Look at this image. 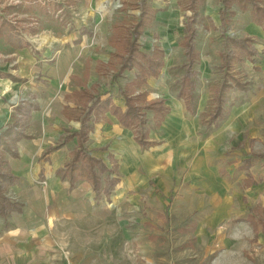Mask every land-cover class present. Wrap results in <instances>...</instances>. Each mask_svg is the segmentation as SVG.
I'll list each match as a JSON object with an SVG mask.
<instances>
[{
    "label": "rangeland",
    "instance_id": "1",
    "mask_svg": "<svg viewBox=\"0 0 264 264\" xmlns=\"http://www.w3.org/2000/svg\"><path fill=\"white\" fill-rule=\"evenodd\" d=\"M18 1L0 0V24L10 20L15 28L0 36V71L29 79L24 89L3 93V107L9 114L29 93H35L37 101L50 88L58 92L57 99L68 94L75 86L69 77L81 74L85 57L92 60V66L97 60H108L112 52L107 44L111 27L114 23L135 22L138 10L133 5L139 4V0H120L125 7L119 10L109 6L112 9L79 11L69 0H47L45 4L51 5V13H46L29 4L31 0ZM146 1L159 12L141 36L140 46L149 52L159 44L165 58L160 75L147 81L143 90L148 99L162 98L167 105H173L178 115L168 117L163 130L152 134V138H163L167 143V151L159 155L166 154L169 161L160 164L152 174L145 170L142 182L134 183L137 191L131 194L130 201L111 200V205L96 201L97 209L92 211H97L98 218H83V232H76L75 221L63 222L67 235L51 239L53 250L48 262L264 264V235L256 225L254 236L250 225L257 223L260 212H264V157H256L264 155V57L256 65L258 69L246 60L234 64L231 74L245 84V91L232 89L226 93L231 110L228 119L221 130L204 135L199 119L211 111L212 92L222 77L218 70L220 33L212 30L208 20L197 28L200 61L196 112L190 115L176 97L183 63L178 43L189 12H182L176 0ZM54 7L56 10L52 11ZM221 8V0H204L202 14L218 27ZM233 9L236 16L226 29L227 36H248L257 50H264V31L252 27L248 12ZM83 27L91 37L83 36L81 45L73 44V38L82 36L79 32ZM31 28H36L34 34ZM8 40L28 43L29 47L12 48ZM38 51V55H33ZM32 58L40 68H33L28 61ZM113 72L98 79L91 72L88 81L99 84V92L107 97L121 99L117 89L130 81L134 72L115 80L111 79ZM135 154L133 151L127 156V162L137 158ZM247 155L252 157L249 173L240 166ZM104 161L108 164L107 158ZM122 165L127 170L125 160ZM141 168L145 169V165ZM109 210L113 211L108 213Z\"/></svg>",
    "mask_w": 264,
    "mask_h": 264
},
{
    "label": "trees",
    "instance_id": "2",
    "mask_svg": "<svg viewBox=\"0 0 264 264\" xmlns=\"http://www.w3.org/2000/svg\"><path fill=\"white\" fill-rule=\"evenodd\" d=\"M47 0H31L32 5L45 4ZM41 2V3H40ZM178 7L182 12L188 11L185 17L182 39L178 46L183 55L181 64L182 75L177 80L178 91L176 97L183 101L184 109L189 114H195L196 96L195 91L198 83L197 65L200 61V52L196 49L197 28L203 20H208L212 30L218 31L222 38V52L219 54L218 70L222 74L220 83L212 92L213 105L211 111L202 115L199 121L204 125L203 134L206 135L219 126L228 115L227 92L232 89L245 91V84L233 77L231 74L234 64H242L244 60L254 65L258 69L259 60L264 57V50H257L254 41L248 36L232 37L227 36L226 29L232 26V19L236 16L234 7L240 12H248L250 21L264 31V0H221V9L218 11L219 26L216 27L209 17L202 14L204 0H177ZM124 8V3L122 4ZM138 10L139 15L131 25L124 23H114L111 35L108 38V46L112 48L107 62L97 60L94 66L97 77L107 76L112 71L111 79L115 80L124 73L134 72V76L123 87L117 89V94L124 100L121 109L110 97L99 92V84H93L90 88L84 85L78 91H72L64 97L69 103L73 102V107H63V115L69 119L73 118L74 113L78 115L74 118L78 123V131L65 133L59 137L54 146L47 148L41 153L39 160H47L50 153L64 148L71 141L74 147L70 152L69 161L62 168L55 171L61 179L69 183L70 188L74 187L79 181H87L92 188L95 199L104 195L109 200L116 185L119 182L120 174L116 159L107 155L108 164L101 158L97 159L90 153L98 150H90L87 147L88 136L94 131V124L99 121L100 116L110 113L117 119L118 124L125 129H131L133 140L142 148L154 146L155 143L148 141L151 131H158L160 124L169 114L166 102L162 98L148 101L143 87L149 79H157L163 69V53L159 44L152 46L149 52H145L140 46V38L144 31L151 25L159 9L152 8L146 0H139V4L133 5ZM9 21L0 24V36L9 28H15ZM36 28H31V33H35ZM81 35L91 37L87 28H81ZM155 37V36H154ZM14 47L23 48L29 46L18 40H9ZM79 44L80 41L74 42ZM0 76L8 75L0 73ZM13 81L24 83V80L14 78ZM34 96H29L20 104L13 108L11 121L0 130V219L4 228L8 227V218L13 212L21 213L22 204L12 201L6 196L7 189L18 182V177L10 173L7 157L17 158L16 144L28 139L26 128L31 119L30 113L38 110V104L34 102ZM148 114L151 118H148ZM101 148L100 150H105ZM262 158L264 155H257ZM249 160L244 162L243 168L248 169L251 164ZM42 178V175L40 176ZM256 209L253 210V212ZM258 211V210H257ZM252 212V211H251ZM252 212V214H254ZM259 223V224H258ZM264 235V212H260L258 222Z\"/></svg>",
    "mask_w": 264,
    "mask_h": 264
},
{
    "label": "crops",
    "instance_id": "3",
    "mask_svg": "<svg viewBox=\"0 0 264 264\" xmlns=\"http://www.w3.org/2000/svg\"><path fill=\"white\" fill-rule=\"evenodd\" d=\"M69 1L70 4L73 7L76 6L79 11H96V9L100 10L104 7L112 9L109 7V3L112 0ZM41 5L42 6H38L35 4L33 6L43 9L46 13H51L50 4ZM54 6L59 5L54 4ZM55 10L56 8L54 7L52 11ZM251 25L255 30L261 28L252 22ZM83 36L85 35L73 38V44H75L74 42L76 41H80L78 45H81L84 42V40H82ZM7 44L12 48L19 50L29 47H14L11 43H9V40ZM38 53L39 51L33 52V55H38ZM32 60L33 61H28L33 64L34 68L36 61L33 58ZM95 63L96 61L94 62V66ZM82 65L81 74L73 73V75L69 77L73 80V85H75L70 92L78 91L83 87V85L86 88H90L93 85L92 83L89 84L88 81L91 72L95 73L94 66H92V60L85 57ZM0 73L8 75L7 77L0 76L1 130L4 126L10 123V115L12 113L11 112L9 114L6 107H3L1 98L4 96L3 93H9L10 91L21 87L24 89V86L28 85L29 79L26 76H19L10 72L0 71ZM11 76L24 80V83L13 81ZM95 76L97 79L100 78L97 77L96 74ZM38 78L39 77H37L36 80H38ZM50 89L49 91L46 89L39 101H37L38 98L35 93L32 92L27 95V98L29 96L35 97V100L33 101L38 104L39 108L37 111H32L30 113L31 119L25 130V134L28 136V139L22 140L16 144L17 158H6L10 173L18 177V182L7 189L6 196L12 201L14 200L19 204H22V212H13L10 214L8 218V227L6 229L0 219V264H50L48 259L53 250L51 246V239L67 235L64 231L63 222H72L73 220L75 221L76 226L74 229L76 232H83L85 229L81 226L83 218H88L90 220L98 218L97 211H92L93 209H97L95 208L96 201L102 200L108 205H111V200L116 202L121 198L126 201H130L132 199L130 197L131 194L134 191H137V189H135L137 184L134 183L140 184V182H142V177L146 176L144 175L145 170L152 174L156 168H159L160 164L169 161L166 154L159 155V153L167 151V143L163 138L158 140L152 138V134L163 130L164 123L168 117L173 115L178 118L176 111L173 110V105L169 106L166 104L169 114L160 124L158 131H151L149 133L148 141L155 143V145L144 149H142L133 140V133L131 129L128 130L122 128L114 116L110 113H105L104 116H100L99 121L94 124V131L89 134L86 144L88 149L98 150L90 153L93 157L97 159L101 158L104 161L105 158H107V155H110L114 158V160L116 159L118 172L120 174L119 182L108 201L104 195H102L99 199H95L92 188H90L87 181H79L74 187L70 188L69 183L55 174V171L58 168H62L64 164L70 160V152L75 145L73 141H71L68 146L61 148L56 152L50 153L47 156L46 161L39 160L41 153L47 148L54 146L59 137L62 136L66 130L69 132L78 131V123L74 118L78 114H72L73 118L69 119L63 115L64 106H74L73 102L67 103L64 100V97L70 92L68 94L64 93V95L58 96L57 99L58 92H55V90L50 91ZM105 97L107 96L105 95ZM146 98L148 101L152 100L148 99V97ZM180 101L182 102L184 108L183 101ZM112 103L122 109L124 100L122 98L112 99ZM226 109L228 110V115L222 122L219 123V126L216 129L212 130L213 132L221 130L222 123L226 122L228 119L231 113L230 106L227 105ZM186 113L188 112L186 111ZM71 144L72 147L70 146ZM204 146L205 145L201 148L203 149ZM218 147L220 148V144H218ZM101 148L106 149L100 150ZM133 151H135V155H138L137 158L133 157L129 162H127V156L132 155ZM102 154H105V158ZM157 154L159 156H157ZM249 158L250 156L247 155L246 161L250 160ZM122 160H125L127 170H125V167L122 165ZM144 165L145 169H142L141 166ZM243 165L244 163L240 166L243 168ZM250 167L251 164L248 166L249 170ZM41 175L42 178H40ZM110 211L112 212L113 210H109L108 213H110ZM250 225L252 227L253 235L255 236L254 222ZM226 257L229 258L228 256Z\"/></svg>",
    "mask_w": 264,
    "mask_h": 264
},
{
    "label": "built area",
    "instance_id": "4",
    "mask_svg": "<svg viewBox=\"0 0 264 264\" xmlns=\"http://www.w3.org/2000/svg\"><path fill=\"white\" fill-rule=\"evenodd\" d=\"M17 2H19V1L18 0H11V3H17ZM109 6H113L114 9H118L119 10V9L122 8V3H120V0H112L109 3ZM10 22L12 23V21H10Z\"/></svg>",
    "mask_w": 264,
    "mask_h": 264
}]
</instances>
